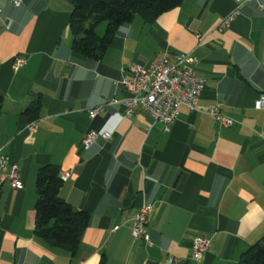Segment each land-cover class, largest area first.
<instances>
[{
	"label": "crops",
	"instance_id": "1",
	"mask_svg": "<svg viewBox=\"0 0 264 264\" xmlns=\"http://www.w3.org/2000/svg\"><path fill=\"white\" fill-rule=\"evenodd\" d=\"M71 8L0 0V148L23 182L20 190L0 182V264L238 261L264 235V110L253 107L264 91V10L253 0H183L152 22L134 16L93 60L72 48ZM178 53L196 58L204 80L195 110L181 107L166 128L139 106L129 116L119 105L89 115L115 94L129 96L118 82L129 65ZM16 55L25 62L16 65ZM36 100L37 113L26 112ZM215 103L236 123L219 125L205 110ZM88 131L111 136L85 148ZM49 163L67 174L59 196L89 214L74 253L34 232L36 173ZM145 203L150 244L131 233ZM198 237L209 246L196 259Z\"/></svg>",
	"mask_w": 264,
	"mask_h": 264
},
{
	"label": "built area",
	"instance_id": "2",
	"mask_svg": "<svg viewBox=\"0 0 264 264\" xmlns=\"http://www.w3.org/2000/svg\"><path fill=\"white\" fill-rule=\"evenodd\" d=\"M237 4H243L249 0H235ZM260 10H264V0H253ZM14 6H19L22 0H9ZM234 13L228 14L218 24L217 29L222 30L229 26L234 17ZM198 37V36H197ZM16 65L23 64V55L14 56ZM196 58L190 53H178L173 61L167 56L155 58L148 66L132 63L121 75L119 84L129 93V96L119 98L116 94L105 102L92 107L89 115L94 118L99 113L104 112L108 107L119 105L125 115H131L137 106L148 112L156 122L161 123L166 128L173 123L181 107L188 110H195L197 100L204 87L203 78L195 69ZM253 107L264 110V91L260 92L253 102ZM206 112L221 126H230L236 120L221 113L220 103H215L206 107ZM27 129H35L34 122H31ZM110 138L109 132L97 133L88 131L83 138V145L88 148L98 138ZM67 174L62 175L65 179ZM7 180L15 190L23 188L20 169L17 162L11 161L0 148V182ZM151 205L142 204L133 216L131 233L135 238H141L145 243L150 244V234L147 230L148 214ZM209 241L205 237L195 238L192 244V257L200 256L208 249ZM172 258H168L169 263Z\"/></svg>",
	"mask_w": 264,
	"mask_h": 264
},
{
	"label": "trees",
	"instance_id": "3",
	"mask_svg": "<svg viewBox=\"0 0 264 264\" xmlns=\"http://www.w3.org/2000/svg\"><path fill=\"white\" fill-rule=\"evenodd\" d=\"M71 5L69 26L73 50L97 60L105 53L113 36L125 23L138 15L146 22L178 6L183 0H68ZM105 23L102 35L97 33ZM3 95L0 93V104ZM39 101L29 105L26 112L37 113ZM35 234L47 244L74 253L85 230L89 214L66 203L59 196L62 178L59 167L45 164L36 173ZM226 264H264V235L250 245L238 261Z\"/></svg>",
	"mask_w": 264,
	"mask_h": 264
},
{
	"label": "rangeland",
	"instance_id": "4",
	"mask_svg": "<svg viewBox=\"0 0 264 264\" xmlns=\"http://www.w3.org/2000/svg\"><path fill=\"white\" fill-rule=\"evenodd\" d=\"M104 28H105V23H102L98 28H97V32L99 35H102L104 32Z\"/></svg>",
	"mask_w": 264,
	"mask_h": 264
}]
</instances>
